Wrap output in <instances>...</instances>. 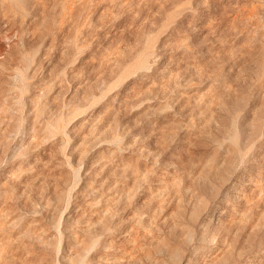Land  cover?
<instances>
[{"label":"rangeland","instance_id":"obj_1","mask_svg":"<svg viewBox=\"0 0 264 264\" xmlns=\"http://www.w3.org/2000/svg\"><path fill=\"white\" fill-rule=\"evenodd\" d=\"M5 222L10 264H264V0H0Z\"/></svg>","mask_w":264,"mask_h":264},{"label":"bare ground","instance_id":"obj_2","mask_svg":"<svg viewBox=\"0 0 264 264\" xmlns=\"http://www.w3.org/2000/svg\"><path fill=\"white\" fill-rule=\"evenodd\" d=\"M150 106H148V104H139L137 105L133 111H132V115L133 117H145L148 112L150 111ZM113 117L114 119H118L117 115L113 114ZM49 119L53 120L54 117L53 115H50ZM164 123H168L166 122L165 120H163ZM194 123V121H190L188 124H187V128H186V132L185 134L191 138L192 137V132H193V129L192 128H195L194 126H192V124ZM172 129L173 128H176V126L174 124H172L170 126ZM161 133H162V138H168V139H171V140H175L176 138L179 137V135L174 131V130H171V131H167L164 127L162 128L161 130ZM217 136H213L212 138V141L213 143H217L218 144V140H217ZM176 144V143H175ZM91 148H98L100 146L99 142H94V143H91L89 144ZM174 149L177 148V145H174ZM102 152H105V150H97L94 152L93 156L94 155H99L100 153ZM172 157L173 158H176V154H172ZM216 158V157H215ZM131 159L132 158H129V159H122V158H119V162L120 163H123L124 161L126 162H131ZM179 160V158H178ZM181 165L183 166L184 169L186 170H189L190 173H192L193 171H195V165H194V161H193V158H192V155L189 153L188 154V160H187V163H183L182 160H179ZM216 164V163H214ZM199 174V171L198 172H195L193 174V179L190 181H188V185H187V189H189V187H193V184L195 183V179L196 177L198 176ZM59 175L63 176L65 179L69 178V172L66 171V170H63V169H60L59 170ZM63 180H55V186H54V190H53V195L56 199V204L57 206L59 205V202L63 196V193H64V190H63V184H62ZM7 192H5L4 194H6ZM63 219V215L61 216V220ZM102 219V218H100ZM16 225L19 226L17 228V234H16V237L14 239H9V236L7 237V239L4 241L5 243H7V250L9 251H14V247L13 245L15 243H17V245H21V249H24V242H25V238L27 237V234L28 232L25 230V224H24V216L20 215L19 217H17V222H16ZM107 223L105 221H103L101 223V229H105L107 227ZM15 228V223L14 225L12 223H7L5 222V224H2L0 223V231L3 230V231H6V230H9L11 228ZM30 235V238H29V241L30 242V250H36L37 253L33 256V258L41 263V264H56L55 262V256L53 255V253L51 252V249H47L45 246H44V240L42 239V237L40 235H34L32 232L29 233ZM75 245L77 246H81V248H83V246L85 245V240L82 239V240H76L74 242ZM68 245V243H67ZM36 248H39V249H36ZM67 248V246L65 247ZM15 255L14 253L9 254V253H6V254H3V253H0V264H10L14 259H15ZM57 255L60 256L59 254V249L57 250ZM69 257L66 256V254L62 255L61 254V260L62 261H66V259H68ZM58 264L59 261H58Z\"/></svg>","mask_w":264,"mask_h":264}]
</instances>
